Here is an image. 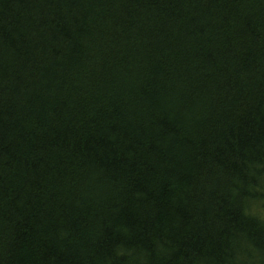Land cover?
<instances>
[{
    "label": "trees",
    "instance_id": "1",
    "mask_svg": "<svg viewBox=\"0 0 264 264\" xmlns=\"http://www.w3.org/2000/svg\"><path fill=\"white\" fill-rule=\"evenodd\" d=\"M0 264H264V0H0Z\"/></svg>",
    "mask_w": 264,
    "mask_h": 264
}]
</instances>
